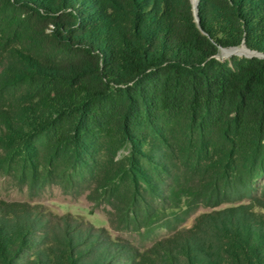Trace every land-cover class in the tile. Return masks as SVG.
<instances>
[{"label": "trees", "instance_id": "16d2710c", "mask_svg": "<svg viewBox=\"0 0 264 264\" xmlns=\"http://www.w3.org/2000/svg\"><path fill=\"white\" fill-rule=\"evenodd\" d=\"M197 16L190 0H0V165L32 187L94 185L152 233L177 226L135 256L9 212L0 264H264V0H198ZM242 44L262 57L216 58Z\"/></svg>", "mask_w": 264, "mask_h": 264}, {"label": "rangeland", "instance_id": "374dc122", "mask_svg": "<svg viewBox=\"0 0 264 264\" xmlns=\"http://www.w3.org/2000/svg\"><path fill=\"white\" fill-rule=\"evenodd\" d=\"M191 1L198 3V0ZM228 50H239L242 53L246 51L245 48H228ZM228 50L222 51L220 49L216 58L222 62L230 61L233 57L244 58V56L237 55L227 57L226 52ZM246 53L248 52L246 51ZM2 153L3 149H0V154ZM263 184L264 180L262 179L257 184L258 191L255 193L260 198H263ZM93 189L94 185L77 182L32 187L26 180L21 178V175L14 173V171H9L3 165H0V214L6 215L9 212H15L20 217L31 215L30 217H33L34 221L38 218L42 220L47 229H52L58 224L65 230L66 220L69 219L80 230L95 229L96 231H105V234L115 242L128 245L129 251H135V256L142 255L146 250L152 249L157 241L171 237V231L177 227L173 225L175 223L174 217L170 219V225L153 233L151 231L153 229L147 230L134 223H127L106 202L94 196ZM251 202L250 200H245L241 203L224 204L216 209L200 208L187 216L184 223L181 226L179 225V227L190 229L204 213L237 207L242 204L249 205ZM251 211L256 213L257 218H263L262 220H264V208L252 205ZM132 259H136L138 264H140L137 258L128 256L119 257L116 262L129 264Z\"/></svg>", "mask_w": 264, "mask_h": 264}, {"label": "water", "instance_id": "95a60500", "mask_svg": "<svg viewBox=\"0 0 264 264\" xmlns=\"http://www.w3.org/2000/svg\"><path fill=\"white\" fill-rule=\"evenodd\" d=\"M191 3H192V7H193V14H194L195 21L198 23V16H197V10H198V7L197 6H198V3H194L193 1H191ZM237 48H245L246 51L249 53V54H244V55L237 54V56H244L246 58L262 57L261 54L249 50L244 44H242L241 47H232L230 49H237ZM221 50L224 51V50H228V49L221 48Z\"/></svg>", "mask_w": 264, "mask_h": 264}, {"label": "bare ground", "instance_id": "6f19581e", "mask_svg": "<svg viewBox=\"0 0 264 264\" xmlns=\"http://www.w3.org/2000/svg\"><path fill=\"white\" fill-rule=\"evenodd\" d=\"M226 53H227V57H231L232 55H237V54H239V55L249 54V53H246V51L244 53H242L239 50H237V51L236 50H228Z\"/></svg>", "mask_w": 264, "mask_h": 264}]
</instances>
